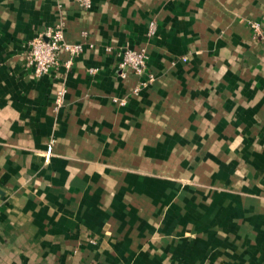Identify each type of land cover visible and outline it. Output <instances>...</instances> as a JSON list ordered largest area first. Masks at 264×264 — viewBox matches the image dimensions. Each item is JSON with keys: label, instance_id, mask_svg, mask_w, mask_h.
Masks as SVG:
<instances>
[{"label": "crops", "instance_id": "0c3cea01", "mask_svg": "<svg viewBox=\"0 0 264 264\" xmlns=\"http://www.w3.org/2000/svg\"><path fill=\"white\" fill-rule=\"evenodd\" d=\"M149 17L159 23L149 52L163 79L136 97L139 77H121L119 62L125 47L144 46ZM246 19L264 26V0H92L89 10L76 0H0V264H241L224 254L227 239L200 241L199 224L191 222L169 233L148 219L147 207L136 208L140 221L127 222L98 204V211L94 204L84 211L83 195L62 209L55 204L69 193L58 183L72 179H56L44 191L57 175L40 170L53 139L52 165L64 168L70 155L66 175L81 171L103 181L117 168L80 159L85 149H100L101 138L113 143L111 133H144L138 142L149 146V134L179 126L174 118L184 116L194 125L203 119L201 132L215 134L221 150L245 140L264 151V49ZM56 26L82 51L62 52L60 65L38 78L26 66L28 43ZM187 48L198 54L173 65ZM121 99L124 108L115 103ZM168 100L173 113L159 108ZM251 162L264 166V158ZM242 199L255 207L253 197Z\"/></svg>", "mask_w": 264, "mask_h": 264}, {"label": "rangeland", "instance_id": "374dc122", "mask_svg": "<svg viewBox=\"0 0 264 264\" xmlns=\"http://www.w3.org/2000/svg\"><path fill=\"white\" fill-rule=\"evenodd\" d=\"M244 23L250 29L252 38L264 49L263 23L253 19H246ZM158 29V19L150 18L144 46L137 50L128 47L122 50L119 74L126 77V72L131 71L139 77L138 85L131 93L136 97L148 89L153 90L161 77V71L157 70L159 61L152 59L149 52V46L155 47ZM34 40L30 41L28 46ZM186 50L173 59V65H188L198 54L189 48ZM140 52L142 56L136 54ZM131 54L144 59L145 66L141 74L135 72L136 61L130 57ZM185 72L179 71V74ZM166 92L171 91L167 88ZM115 103L124 108L127 106V99L116 100ZM62 104L63 97L55 101L56 113H59ZM159 108L173 113V110H170V100ZM183 112L186 114L187 110L183 109ZM162 119L165 120V117ZM64 120L67 121V118ZM154 121L160 123L161 119ZM189 121H192V125H189ZM174 122L179 126H159L157 130L161 132L149 134L152 141L149 146L138 142L142 140L144 133H111L109 137L113 143L104 144L107 139L101 138L98 139L102 146L100 149H85L82 154H87L80 159L104 162L105 167L109 165L108 168H117L116 172H105L106 180L103 177V181L95 180L81 171L66 175L65 170H72V167L68 166V160L72 159L70 155L65 156L61 162L64 168L52 165V150L55 144L52 139L44 152L45 162L40 173H52L57 177L49 180L51 183L47 182L43 187L44 191L55 184L56 179H72L58 183L60 191L69 193L68 197L62 196L60 202L55 204L62 209L74 208L80 199L79 195H83L81 200L84 211L92 204L94 207L90 208L98 211L95 206L98 204L102 208L106 207V212L110 209L107 213L112 214L115 220L127 222L133 221L131 217L140 221L136 208L147 207L148 219L163 222L169 228V233H174L175 229L179 232L181 223H198L194 237L200 241L209 236L217 240L227 239L224 254L229 260L237 259L241 264H264V196L258 195H264V166L253 165L251 162L253 159L264 158V151L259 150L257 142L254 143L257 148L250 149L252 144L245 140L239 144V149L221 150L215 134L201 132L204 129L203 119L196 118L197 125H194L193 119L190 120L188 116L174 118ZM199 124L201 126H198ZM170 128L173 129L170 131ZM131 141L133 142L130 143ZM155 143L162 147L150 146ZM235 146L233 144V147ZM100 174L98 172L97 175ZM86 176L88 178H85ZM78 178L89 180L76 181ZM93 192L96 193L95 196L91 194ZM247 196L257 200L255 207L242 199ZM45 200L50 203L47 195ZM99 211L103 213L101 209Z\"/></svg>", "mask_w": 264, "mask_h": 264}, {"label": "built area", "instance_id": "2783aa9c", "mask_svg": "<svg viewBox=\"0 0 264 264\" xmlns=\"http://www.w3.org/2000/svg\"><path fill=\"white\" fill-rule=\"evenodd\" d=\"M84 9L89 10L92 7V0H76ZM28 61L27 68L32 70V73L41 78L50 73V71L60 65L61 53L65 52L74 57L82 51L81 45L69 44L64 40L62 28L56 26L49 28L45 33L37 37L28 46ZM139 54V56L142 54ZM142 56V55H141ZM135 62V72L141 74L145 62L142 57L131 54ZM68 67L71 65V60L65 63Z\"/></svg>", "mask_w": 264, "mask_h": 264}]
</instances>
